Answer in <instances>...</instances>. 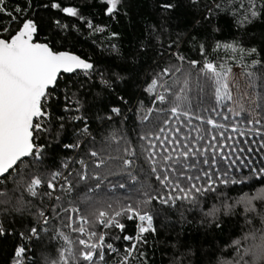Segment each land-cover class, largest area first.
Masks as SVG:
<instances>
[{
    "label": "snow or ice",
    "instance_id": "1",
    "mask_svg": "<svg viewBox=\"0 0 264 264\" xmlns=\"http://www.w3.org/2000/svg\"><path fill=\"white\" fill-rule=\"evenodd\" d=\"M92 5L129 15L0 0V264H195L157 227L177 211L220 232L234 218L202 264H264V42L243 39L264 0H153L127 57ZM225 19L239 37L217 35Z\"/></svg>",
    "mask_w": 264,
    "mask_h": 264
},
{
    "label": "trees",
    "instance_id": "2",
    "mask_svg": "<svg viewBox=\"0 0 264 264\" xmlns=\"http://www.w3.org/2000/svg\"><path fill=\"white\" fill-rule=\"evenodd\" d=\"M61 2L65 6H81L84 4V0H61ZM125 2L128 5L129 15L128 17L120 15L118 16V19L116 21H113L107 17H103L98 6L96 5H92L91 7L85 6L84 12L85 14H90L94 17V23L107 24L110 26V30L117 31L120 33V38L118 42L119 47L123 55L127 57L135 54V49L138 47L137 39L142 35V29L144 26L143 21L145 19H154L155 14L152 11L153 0H125ZM189 23L190 18L184 16L181 17V27L186 26ZM229 23L230 22L227 21V19L219 21V26L221 27L222 32L218 33L217 35L220 38H230V35H236L237 37H239L241 35L240 33H235L234 29H231L229 27ZM85 35H87L86 31ZM243 39L246 44H254L257 47H261L262 42H264V22L256 21L253 25H251L249 27L248 32L243 34ZM83 47L87 49L88 43H84ZM109 62L112 63L113 66L117 69L123 66V62L119 60L110 58ZM143 62L144 57L143 55H141L140 63L143 64ZM120 87H123V84L120 85ZM91 100L92 97H89L90 102ZM125 111H127V109H125ZM133 119H135V117H133ZM228 195L234 196L237 195V193L228 192ZM186 215L188 220L191 222L184 223L183 225H181L178 211L169 212L167 218L163 215L159 218V220L157 221V227H160V225L163 223H174L175 232L169 235L162 231L161 236L164 237L165 235H168L169 240H172L175 238L176 233H181L182 241L185 244L190 245L196 251V256L194 258L195 264H202V252L211 251L218 244L223 247L224 243L229 239L228 234L232 232L234 218L223 217V220L225 222L224 231L220 232L219 230H213L206 227L202 228L197 222L198 217L193 218L191 214ZM229 220H233V224H229ZM133 230L134 225L129 222L127 232L125 234H129L133 232ZM118 243L121 247H123L126 242L119 241ZM3 251L4 253L7 252L6 244L4 246ZM170 254V252L157 253L155 257L157 264H159L162 255L164 256V264H167V257Z\"/></svg>",
    "mask_w": 264,
    "mask_h": 264
}]
</instances>
